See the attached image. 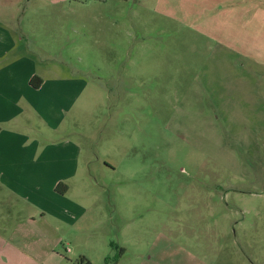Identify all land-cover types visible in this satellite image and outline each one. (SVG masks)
I'll list each match as a JSON object with an SVG mask.
<instances>
[{"label":"rangeland","instance_id":"rangeland-1","mask_svg":"<svg viewBox=\"0 0 264 264\" xmlns=\"http://www.w3.org/2000/svg\"><path fill=\"white\" fill-rule=\"evenodd\" d=\"M78 2L36 43L91 84L65 132L95 226L39 261L264 264V0Z\"/></svg>","mask_w":264,"mask_h":264},{"label":"crops","instance_id":"crops-1","mask_svg":"<svg viewBox=\"0 0 264 264\" xmlns=\"http://www.w3.org/2000/svg\"><path fill=\"white\" fill-rule=\"evenodd\" d=\"M78 3L0 0V264H42L95 226L71 196L81 145L65 132L91 84L36 43L42 13Z\"/></svg>","mask_w":264,"mask_h":264},{"label":"trees","instance_id":"trees-1","mask_svg":"<svg viewBox=\"0 0 264 264\" xmlns=\"http://www.w3.org/2000/svg\"><path fill=\"white\" fill-rule=\"evenodd\" d=\"M40 81L41 80L39 78H34L32 81L33 86L39 87V85L41 84ZM78 264H91V262L89 260H87L86 258H82L81 262Z\"/></svg>","mask_w":264,"mask_h":264}]
</instances>
